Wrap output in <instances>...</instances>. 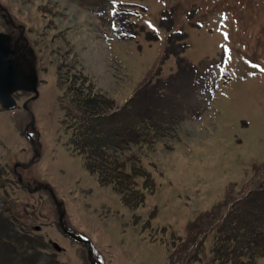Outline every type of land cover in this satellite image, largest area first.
I'll list each match as a JSON object with an SVG mask.
<instances>
[{
	"label": "rangeland",
	"instance_id": "1",
	"mask_svg": "<svg viewBox=\"0 0 264 264\" xmlns=\"http://www.w3.org/2000/svg\"><path fill=\"white\" fill-rule=\"evenodd\" d=\"M107 1L95 13L86 0H0V33L12 45L23 36L18 67L40 79L35 100L18 94L14 111L0 107V243L11 237L7 251L18 252L5 261L1 250L4 264H91L86 246L63 233L61 213L100 264H187L202 239L201 260L191 264H209L216 229L201 234L203 218L218 208L219 220L235 200L264 189V0ZM113 3L140 12L131 18L135 37H117ZM169 44L195 67L207 60L200 73L209 60L225 61L228 79L218 80L211 98L198 81L185 119L153 146L135 148L154 191L131 210L70 145L69 89L77 77L86 93L123 106L141 87L178 75ZM195 78L178 81L189 91ZM39 186L62 208L48 190L26 189Z\"/></svg>",
	"mask_w": 264,
	"mask_h": 264
},
{
	"label": "trees",
	"instance_id": "2",
	"mask_svg": "<svg viewBox=\"0 0 264 264\" xmlns=\"http://www.w3.org/2000/svg\"><path fill=\"white\" fill-rule=\"evenodd\" d=\"M107 5V0H86V6L95 13L100 10L104 13ZM131 17L129 10L122 9V5L118 6L114 28L121 40L122 36L135 37L133 30L137 26L130 22ZM173 47L169 44L167 55H176L172 51ZM177 72V76L174 75L166 82L152 84L150 90H146L149 84L145 88L141 87L123 106L101 93H86L85 88L78 84L77 77H74V84L69 89L73 106L66 108L65 112L71 132L70 145L78 155L84 157L86 167L97 175L99 182L103 186H112L124 206L131 210L143 207L146 195L154 191L153 179L144 170L141 158L134 152L135 148L153 146L156 139L165 138L169 131L178 126L185 119L184 113L188 112L186 100H189L192 91L199 85L198 81L202 84L210 76V72L200 73L182 58L178 60ZM196 76L198 78H195L189 91L180 84L183 77L194 79ZM149 91L153 96L150 104L145 105L143 101ZM5 174L0 168V181ZM218 210L215 209L203 218L201 228H206V232L200 229L201 234H209L216 229L209 264H262L264 189L251 191L235 200L219 220L215 215ZM7 239L8 242L0 243V252L5 250V254L9 253L4 255L5 261L18 253L15 250L13 254L7 251L12 248L11 237ZM205 241L202 239L197 243L196 253L188 259L187 264L201 260ZM31 242L34 243V240ZM194 242L195 239L192 245ZM0 264L4 263L0 261Z\"/></svg>",
	"mask_w": 264,
	"mask_h": 264
},
{
	"label": "water",
	"instance_id": "3",
	"mask_svg": "<svg viewBox=\"0 0 264 264\" xmlns=\"http://www.w3.org/2000/svg\"><path fill=\"white\" fill-rule=\"evenodd\" d=\"M15 49H12L10 44V36L4 33H0V106L6 111L15 110L17 103L14 96L17 93H28L35 94L38 97V85L39 79L36 75H28L24 70L18 69L15 58L18 56L20 49L18 48V43L15 45ZM28 103L24 104V108L27 109ZM35 120L33 119L32 123L29 125V128L34 129ZM22 182V177L20 176ZM39 189L37 187L35 190H29L31 193L36 192ZM54 199L55 196L52 193ZM63 216L61 218L62 227L70 237L73 239L84 243L88 248V255L91 261V264H97L94 259V253L90 243L71 232L67 231L62 222Z\"/></svg>",
	"mask_w": 264,
	"mask_h": 264
},
{
	"label": "flooded vegetation",
	"instance_id": "4",
	"mask_svg": "<svg viewBox=\"0 0 264 264\" xmlns=\"http://www.w3.org/2000/svg\"><path fill=\"white\" fill-rule=\"evenodd\" d=\"M22 39H23V36H21V41H22Z\"/></svg>",
	"mask_w": 264,
	"mask_h": 264
},
{
	"label": "snow or ice",
	"instance_id": "5",
	"mask_svg": "<svg viewBox=\"0 0 264 264\" xmlns=\"http://www.w3.org/2000/svg\"><path fill=\"white\" fill-rule=\"evenodd\" d=\"M227 38V37H226Z\"/></svg>",
	"mask_w": 264,
	"mask_h": 264
}]
</instances>
